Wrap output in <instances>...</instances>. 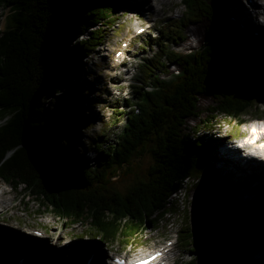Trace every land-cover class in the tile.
<instances>
[{"label": "trees", "instance_id": "1", "mask_svg": "<svg viewBox=\"0 0 264 264\" xmlns=\"http://www.w3.org/2000/svg\"><path fill=\"white\" fill-rule=\"evenodd\" d=\"M182 1L184 16L161 22L159 37L148 38L147 43L157 40L159 50L139 65L136 79L142 83L133 86L139 112L125 114L117 143L112 146L104 140L103 146L96 147L93 164L87 165L74 143V132L83 118L77 115L76 104L70 105L69 96L65 100L58 94L79 68L81 58L94 50L100 25L111 21L112 7L120 3L0 0V9H8L5 30L0 32V180L15 190L22 187L26 197L59 218L86 221L97 240L109 243L121 236L125 246L131 236L137 237L164 217L172 208V196L188 180L210 178L213 167L207 157L211 147L198 133L199 125L187 131L186 121L202 114L197 103L202 94L214 101L211 106L201 105L207 113L202 125L207 128L217 112L237 119L254 100L264 102V67L246 56L249 52L256 55L255 40L232 24L224 25L219 35L208 36L197 50L170 49V44L185 38L189 23L209 19L212 13L206 0ZM166 62L180 70L168 80L154 75L156 70L168 72ZM66 125L73 127L67 134ZM60 150L71 153L78 164L75 173L65 165ZM144 158L149 163L140 175L137 162ZM130 175L135 178L125 192L113 188V178L122 181ZM205 189L196 199L204 215L205 264H245L257 228L249 223V214L230 215L222 206L213 205L219 195L215 190L208 192L207 185ZM190 238L184 225L179 236L183 249H188ZM6 256L0 258L2 264H14L17 259ZM53 260L57 263L56 256ZM61 260L80 264L73 249Z\"/></svg>", "mask_w": 264, "mask_h": 264}, {"label": "rangeland", "instance_id": "2", "mask_svg": "<svg viewBox=\"0 0 264 264\" xmlns=\"http://www.w3.org/2000/svg\"><path fill=\"white\" fill-rule=\"evenodd\" d=\"M117 1L118 3H120V5L112 7L113 16L111 21H105L103 22V25H100V39L95 44L102 45L94 47V50H92L94 52L91 55H87L84 58H81V64L78 66L79 68L75 70L70 76V78L72 79V83L74 84L69 87L70 80L67 78V81L62 89V93L58 94L62 97V99H65V97L67 98L69 96L68 101L70 102V105L76 104L78 101L75 98L72 100L71 97H77V95L85 97L79 103L81 111L77 112V115L83 118L84 123L81 122V125H83L84 128H79L78 130H76V132H74V143L77 149V153L78 148L80 152L81 148L88 143L89 147H91L90 142L92 140H95L98 143V148H100L101 143L105 142L104 140L109 141V143L114 146L117 143V135L121 131L122 126L125 122V114L131 112V110L134 111V106L132 107L131 105H134L138 102V99L134 93L133 86L130 87L132 80L121 82V80L124 79L117 81L116 78L113 77V80H111V77L108 76V73H111V76L116 75L112 73V70L107 71V68L105 67L106 64L101 63L103 59L105 60V46L109 47L108 50L113 51L122 42L127 41V39L129 41V39L135 35L136 24H139L141 26L140 28L149 27L153 24V21L156 20L154 27L155 30L157 29L158 25L161 24V22L165 23L169 20H177L183 17L185 14V7L182 0H171L169 2H166L162 6V10L160 12H152L144 10L143 8H138L137 0ZM220 1L221 0H206L207 4L212 7V14L210 18H203L197 23H189L184 29L185 38L177 41L176 43L170 44L169 48L176 52L184 53L190 48L192 49V47H196V45L198 46L203 43L205 39L208 38V36L215 34L217 35L218 26H216L217 23L215 22V19L213 17V9H218L217 5ZM238 1L241 5H244V7H246L243 0ZM147 2L153 3L154 1L148 0ZM139 9L141 10L139 11ZM249 10L253 11L254 9ZM7 14L8 9H0V32L5 30ZM253 15V24H250L243 29H241L237 24L235 25V23L229 21L225 23H231L238 28V31L240 33L248 35L250 36V38H253L255 40L256 55H251V53L249 52L246 54V56L251 60L256 61L257 63L262 64V66L264 67V25H259V23H257L258 17L256 16V13H254ZM194 28L198 30V35H196V33L193 31ZM148 34L152 33H144L136 40L135 44L130 41L128 47L130 55H132V57H129L128 62L130 70L135 67V69L138 70V64L140 60H142V57H148L153 54L154 51L152 49L149 50L148 46L144 51H142V49L140 48L137 49V46H141V44H143L142 48L144 49L146 41L148 40ZM153 34H156V31H154ZM155 42V45L159 44L157 40ZM133 53H136V55L138 54V58H135L133 56ZM105 61L107 62V60ZM96 62L101 64L102 68L100 74H96L94 72V76L90 78L92 83L90 85H84V83L89 80L87 76H90V72H92V68H94L93 64H95ZM171 64L175 65V63L166 62L167 71L168 68L170 69V71L173 70ZM154 75H160L159 77L164 80H168L170 78L168 72L163 74L161 70H156L154 72ZM124 76L126 78L127 75L125 73H121V77L124 78ZM78 77L80 80H78ZM141 83L142 82L140 81H136V79L133 80V84L135 87H137ZM83 85L84 87L81 90L78 89ZM144 88L148 91L152 90V87L150 86H144ZM121 89H123V91L126 93L125 95L123 94L121 96H118L114 93L117 92V90L122 91ZM112 92L113 96H110ZM86 97H89V99L91 100L89 101V99ZM197 103L198 107L201 108L200 111L203 112L199 117L193 119L191 118L186 121L187 131L190 130V127H194L195 124L199 125V127L197 128L198 133H202L204 137L207 135L208 129H212V133H216L214 129L220 128L219 126L222 125L223 128L219 133L221 135L225 134L227 139H229L231 135L235 136L241 132L238 123H236V120H247L250 116H264V102H258L254 100L247 111L243 112V114H241L239 118L237 117V119H234L232 116L225 115L222 112H217L215 114V119L211 121V123L209 124L210 127L207 128L202 125V119L207 113L202 109L203 107L201 105H213V98L211 96H208L207 94H202L198 97ZM104 104H106V106L102 110H99L104 106ZM89 105L91 107L90 109ZM114 109L116 110L115 112L113 111ZM87 111H89V113H87ZM98 115H100V120L95 121L92 117H95V119H99L96 118V116ZM242 117H245V119H242ZM118 118L121 121L118 122ZM72 128L73 127L71 125H66L64 133H69ZM224 131L225 133H223ZM215 135L216 134H214V136ZM58 153H61L65 157V165L70 170H72L73 173H75L78 170V164L76 165L73 157L71 156V153H67V151L63 150L58 151ZM148 163L149 158H144L141 161L137 162L138 172L140 175H142L143 170L147 167ZM92 164V160L88 159L87 165ZM250 171L252 172H250L251 174L249 173V171L243 174L244 177H242L236 187H233L229 185L230 183H227L231 188V191H229L224 184H220L215 179L216 170L214 172V169L210 178H207L206 180L202 179V177H198L199 181L197 180L198 182L196 184L191 180L187 181L186 186H184L180 191L172 196V208L170 207L164 217H162L155 226L150 225L149 227H147L137 237L131 236V243H128V245L125 246H123L121 243V236L109 243L97 240L98 238L92 236V234L90 233L89 225L86 221L72 222L67 219L59 218L51 211H46L43 210V208H40L37 202L33 200L31 196L26 197L27 193L23 191L22 187L15 190L11 185L6 184L4 181L0 180V191L3 190L5 192L3 196L11 200L9 206H2L0 208V257H2V255L4 254L5 256L7 255L6 259L9 260V258L14 255L17 258L15 259V264H64V262H62L61 260V256L66 251V248H63V245L61 243L62 239L70 240L72 242L70 246L74 245L76 247L77 251L75 255L78 260L80 255H84L86 251L84 249H81L83 243L84 245H86V249H90L87 255V259L90 254L97 253L94 264H108L106 262V258L111 259V256L113 255H122L124 253L131 255L132 253L147 252L155 246L160 245L165 240H169L171 238V235H169L170 230L175 229L176 227H178V225H180L181 227V225L183 226L185 223V225H188L189 233L193 231V218L191 217V215H193L194 212L192 211V209L190 211V208H192L193 206L192 200L194 192L198 190L199 185L203 189H201V192L198 193H203L206 185H209L207 189L208 192L215 190L217 192V196L219 195L220 199L222 197L231 200L230 197L234 194H237L239 197L241 196L240 199L248 201L253 206L260 207L261 210L250 217L249 223L258 229V236L264 239V175L260 176L259 172L256 173L254 172V170ZM134 178V175H130L127 179L122 181L120 179L113 178V188L117 191L125 192L127 188L133 183ZM186 189L188 191V197L184 199V192ZM187 205H189V207H187ZM186 215L188 217L187 220L185 219ZM182 221L184 222L183 224ZM16 226L20 229L19 232L21 233V238L19 239L15 238V234H13L19 233L13 231L15 230L13 229V227L15 228ZM29 228L41 231L47 238H38L32 235L27 236L24 231L29 232ZM85 241H87L88 243L85 244ZM21 244H25L26 248H23V245ZM29 250L30 253H28ZM186 251L187 249H183L178 242V245L176 246L174 252L179 254L184 253L182 257V260L184 261L187 257V254L185 255V253H187ZM9 252L11 253L10 257H8ZM55 256L57 257V263H55L53 260ZM256 259L258 261H261L259 258ZM0 264L2 263L0 262ZM81 264H83V262Z\"/></svg>", "mask_w": 264, "mask_h": 264}, {"label": "bare ground", "instance_id": "3", "mask_svg": "<svg viewBox=\"0 0 264 264\" xmlns=\"http://www.w3.org/2000/svg\"><path fill=\"white\" fill-rule=\"evenodd\" d=\"M147 1L148 0H137L138 8H143L144 10L152 11V12H160L162 10V6L166 2H169L171 0H152V1H154L153 3H149ZM243 2H244L245 6L247 8L244 7V5H241L238 0L237 1L236 0H221L218 3V5H217L218 9L217 10L213 9V14H214L213 17L215 19V22L217 23L216 26L225 25L226 24L225 22L229 21V22L235 23V25L237 24L241 29H243V28H246L248 25L253 24V22H252V19H253L252 17L254 16L253 14L256 13V15H257V13H258V11H257L258 8H256V6L260 7L259 3H263V2H257L256 0L254 2H253V0L250 1V2L248 0H247V2L245 0H243ZM249 7L251 9H254V10L253 11L249 10L248 9ZM140 10L141 9H139V11ZM257 23H259V25L260 24L264 25V22L262 20H260L259 18H257ZM140 27L141 26L139 24H136L135 31L137 29H139ZM193 31L196 33V35H198V30L196 28H194ZM108 49H109V47L105 46V50H108ZM94 65L95 64H93V66ZM78 80H80L79 77H78ZM73 84L74 83H72V79H71L69 86L71 87V85H73ZM78 89H80V87ZM92 102H93V100H92ZM219 145L220 146L217 148L216 155L219 157V159L221 161V165H224V167L221 168L220 166L214 165V170H216L215 179L220 184H224L225 187H227L229 191H231V188L229 187V185H231L233 187H236L238 182L242 179V177H244L243 174L245 172H247V171H249V173H250L251 172L250 170H254L255 169L256 173L257 172L260 173V176L264 175V162L258 163L252 169L248 165H246L245 162H244L245 163V167H244V165L239 167L240 165L238 164V165H236L237 167L235 165H233V166H231L229 168V164H227L228 163L227 156L230 155V150H229V148H225L224 147V143H222V142H220ZM213 154L214 153H212V155ZM96 156H97V153H93V155L89 156L88 159L93 161L96 158ZM190 180L195 182V184L199 181L198 177L191 178ZM263 181H264V178H263ZM227 183H230V184L228 185ZM178 191H180V190H178ZM187 193H188V191L186 189L185 192H184V199L188 197ZM195 193L196 192H194V195H195ZM4 194H5V192L3 190L0 191V208L2 206H9V204L11 202V200L9 198H5L3 196ZM240 197L237 194L232 195L230 197L231 198V203L230 204L231 205H235V206L242 205L244 207L253 206L248 201H245L244 199H240ZM187 207H189V205H187ZM190 211H191V208H190ZM13 231L19 232L20 229L16 226L15 230H13ZM13 234H15V238H17V239L21 238L20 237L21 236L20 232L18 234H16V233H13ZM263 252H264V249L263 250H258V252L255 255V257L259 258L262 262L264 261V253ZM96 255H97V253L93 256V260H95Z\"/></svg>", "mask_w": 264, "mask_h": 264}, {"label": "water", "instance_id": "4", "mask_svg": "<svg viewBox=\"0 0 264 264\" xmlns=\"http://www.w3.org/2000/svg\"><path fill=\"white\" fill-rule=\"evenodd\" d=\"M201 186L199 185L198 190L196 191L195 195L193 196V201H192V211L194 212L191 217L193 218V223H192V228H193V233L190 232L191 238L189 241V246L187 249V254L186 260L184 261L185 264L193 262L194 264H205V256L206 252L204 249L201 248V231H202V224H203V219L204 215L199 211L198 206H197V197H200V190ZM202 196V195H201ZM217 200H214L212 203L213 205H220L223 207L227 213L230 215H239V214H249V219L251 216L255 215L258 213L259 210H261L260 207L256 206H251V207H244L242 205L240 206H235L231 205V200L222 198L220 197L216 198ZM258 230V229H257ZM256 236L254 237V247L249 256L246 259L245 264H264V261H258L255 257L256 253L258 250H263L264 249V239L258 236V231L256 232ZM196 237V241H195ZM195 242V244H194Z\"/></svg>", "mask_w": 264, "mask_h": 264}, {"label": "clouds", "instance_id": "5", "mask_svg": "<svg viewBox=\"0 0 264 264\" xmlns=\"http://www.w3.org/2000/svg\"><path fill=\"white\" fill-rule=\"evenodd\" d=\"M245 119V117H242ZM245 131L250 132V136H245L247 148L244 144H239L241 149H245L246 154L259 156L264 158V123L258 122L257 125L250 128H245Z\"/></svg>", "mask_w": 264, "mask_h": 264}, {"label": "built area", "instance_id": "6", "mask_svg": "<svg viewBox=\"0 0 264 264\" xmlns=\"http://www.w3.org/2000/svg\"><path fill=\"white\" fill-rule=\"evenodd\" d=\"M186 180H187V178H186Z\"/></svg>", "mask_w": 264, "mask_h": 264}]
</instances>
